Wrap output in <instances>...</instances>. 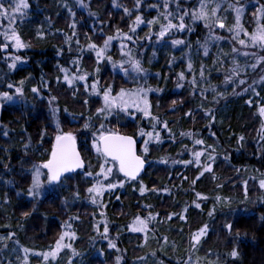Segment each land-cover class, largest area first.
I'll return each mask as SVG.
<instances>
[{"label": "trees", "instance_id": "1", "mask_svg": "<svg viewBox=\"0 0 264 264\" xmlns=\"http://www.w3.org/2000/svg\"><path fill=\"white\" fill-rule=\"evenodd\" d=\"M28 2L30 9L17 19L15 28L30 47L19 51L11 47L7 51L0 50V90H7V82L25 80L24 92L28 101L26 105L11 104L0 108V236L7 237L10 232L15 234L12 239L0 241V264H24L25 247L31 250L27 254L28 264H116L118 255L123 257L121 264H185L189 257L196 259L195 264L197 261L198 264H264V189H260L258 184V180L264 178V140L260 139L264 134L261 130L264 117L258 112L264 104V83L260 80L264 76V63L255 71L247 68L241 72L239 78L246 81L244 85H239L238 79L235 84L225 83V73L230 72L233 66V43L226 29L217 31L225 39L210 44L209 55L205 57L202 49L197 50L208 37L203 22H198L191 33L177 34L176 38L185 39L191 49L173 48L166 44L158 46L155 37L149 43L144 39L149 29L144 25L137 28L140 39L135 46L128 47L147 69V85L162 89L161 92L149 94L152 112L161 120L168 121L174 134L173 139L165 130L161 133L162 142H153L149 146L147 159L150 163L138 181L149 189L153 186L158 189L167 187L171 194L146 192L141 197L139 182H126L123 188L105 192L98 203L93 204L87 189L97 178L86 176L85 171L98 172V164L102 161L91 147V133L104 123L112 130L134 135L142 154L144 145L138 130L146 126L150 130V125L139 113L135 118L121 113L109 116L107 121L103 116L98 119L96 109L103 106L102 94L98 96L90 89L85 92L83 82H80L74 96L72 88L56 82V77L62 80L63 75L58 66L68 68L70 73L75 72L76 66L72 61L79 56L82 69L93 73L97 67L95 52L87 50L86 46L91 42L102 46L108 36L115 38L110 43L107 55L119 61L121 43L127 42L117 34V29L121 34L129 32L137 13L129 16L123 9H134L136 0H84V7L78 0ZM239 2L245 6L241 23L251 33L260 16L257 9L264 4V0ZM5 3L7 7V0ZM158 3L162 4V0H142L139 14L148 19L156 17L163 9L151 5ZM228 3L235 5L237 0H224L218 15L224 19L226 26H231L235 22V12L228 8ZM181 4L182 8H192L197 6V0H181ZM69 8L75 16L71 15ZM171 8L175 10V5H171ZM73 20L76 22L75 29L71 27ZM7 23L3 21L4 26ZM2 31L3 28H0ZM40 31L45 33L43 37L37 35ZM73 31L75 36L72 35ZM0 42L10 43L4 41L2 35ZM235 46L240 47L238 44ZM128 47L124 50L127 51ZM60 49H63V53L57 55ZM80 49H84L83 53ZM248 51L264 56V50L258 48ZM224 53L228 54L227 57ZM10 55H20L24 62L10 70L6 59ZM189 59L199 81L197 88L208 89L206 100L198 93L193 95V86L189 83L193 73L187 70ZM236 59L242 67L246 63H255L251 56L247 59L238 56ZM217 60H222V65L215 64ZM201 64L211 70L210 74L206 72L207 78L203 81L199 76ZM214 67L216 70H212ZM181 71L185 72L186 80L181 82L183 87H177V74ZM94 78L90 76L88 83L91 84ZM42 79L50 84V89L42 93L43 101L31 92L33 86L43 88ZM98 79V87L102 90L105 86H111L113 95L121 88L136 86L107 61L101 62ZM253 81L256 84L253 85ZM249 85L256 89L259 96ZM213 87L224 93L218 103L213 102ZM245 88L249 90L245 92ZM49 94L57 97L53 105L47 103ZM250 99L252 104L247 103ZM172 101H176V104L173 105ZM52 107L58 108L55 118L51 115ZM204 109H211L216 116L211 127ZM189 110L193 112L192 117L185 115ZM86 121L93 127L83 129ZM57 122L63 131L77 134L86 167L70 175L63 186H48L43 195L34 200L26 194L31 185L32 166L50 154ZM5 131L7 136L4 135ZM189 131L204 139L207 145H215L218 152L214 172L206 173L194 186L192 180L198 175L196 166L193 164L186 168L182 164L171 163L173 159H191L193 141L180 135ZM211 132H215L216 136L212 137ZM239 136H243L244 141L238 142ZM26 144L29 145L27 151ZM184 145L188 146L187 151ZM196 147L199 149L200 146ZM226 152L231 154L227 161L224 159ZM162 158H168L169 162L159 163ZM237 169L240 171L237 172ZM116 176L123 178L120 174ZM184 176L188 179L184 180ZM245 180L248 181L247 197ZM217 185L223 187L218 188ZM193 187L195 192L209 197L202 210L192 206L195 199ZM76 192H79L78 197L75 196ZM216 195L226 198L225 202L216 203ZM117 196L120 198L117 199ZM144 205H151L152 213L159 214L149 225L146 244L143 234L132 233L126 227L132 224L136 215H147ZM186 206L189 210L185 214V221L177 217L170 221L166 218V214L181 213ZM214 206L216 212L209 217L208 212ZM25 211L29 212V216L23 215ZM105 223L109 226V238L117 245L115 249L109 248V240L101 235ZM229 223L233 225L231 232L224 227ZM204 224H208L207 235L193 248L191 236ZM97 225H100L99 232ZM64 232L75 233L74 237H66L63 241L71 244V248H63L50 261L35 255L54 248ZM161 237H167V242ZM16 240L19 245L14 242ZM233 248H238L240 253L235 260L228 256ZM138 257L145 259L138 260Z\"/></svg>", "mask_w": 264, "mask_h": 264}, {"label": "snow or ice", "instance_id": "2", "mask_svg": "<svg viewBox=\"0 0 264 264\" xmlns=\"http://www.w3.org/2000/svg\"><path fill=\"white\" fill-rule=\"evenodd\" d=\"M224 0H197V6L192 8H182L181 0H162V4L158 3L151 5L153 8L162 7V11L156 17L151 19L146 18L145 16L139 14L142 10V0H136L135 8L130 10L124 8L123 11L129 16L135 14V18L132 21V26L129 28L128 33L120 32V29H117V34L122 35L123 40L127 42L121 43V59L119 61L113 60L110 55H107L108 49L111 41L115 38L113 36H108L104 39L103 45H98L95 42L87 44V50L95 52L97 67L93 70V73L82 69L79 64L81 57H76L72 63L76 66L75 72H69L68 68L63 66H58L59 71L63 74L62 80L61 77H56L57 83H63L69 88L73 89V95H76L77 85L80 82H83V87L85 92H88L89 89L91 92L96 95H101L103 98V106L96 109V115L99 119L101 116L105 120L113 114L119 115L121 113L126 114L129 117H136V114H141L144 118L148 120L150 125V130L146 127L140 128L138 130V135L143 139V153L138 154L137 149V139L134 135L121 134L120 132L105 127L104 123L99 125V128L96 131L91 133V147L95 149L97 157L102 161L98 164L99 171H85V175L88 177L95 176L96 182L92 183L88 187L87 192L93 204H97L98 201L104 196L105 192H114L118 188H123L126 182H139L138 191L141 194V197L144 196L146 192L154 193H168L171 194V190L167 187L163 188H153L149 189L142 181H138V178L141 172L144 170L145 165L150 163L147 159V154L149 152V146L153 143H161L163 131H167L170 137L174 139V134L172 133L169 123L166 120H161L159 116H156L152 112V104L149 99V94L152 92H161L162 89L155 88L147 85V77L149 75L147 69L142 65L141 60L134 56L132 49L128 45L135 46L139 37L137 36V28L141 25H144L149 29V32L146 33L144 39L149 43L152 42L153 37H155V43L159 46L161 44L170 45L173 48H189L191 45L186 42L185 39L176 38L179 33H191L195 25L198 22H203V26L208 31V37L204 40L202 44H199V49L203 50L205 57L209 55V45L212 43H218L225 38L222 35H218V30L226 29L230 34V39L233 43L231 48V53L233 54V66L230 72L225 73V83H238L239 85H244L246 81L240 79V74L243 71H246L247 68H251L253 71L257 67L261 66L264 63V56L258 55L256 52L248 51L250 48H258L264 50V4H261L257 11L260 13V16L256 20V28L254 31L249 33L247 29L244 28L241 23V16L244 12V5L237 0V3L234 5L228 3V8L235 12V22L231 26H226L224 19L218 15L221 10L222 3ZM8 6L6 7L5 0H0V28H3V31L0 32V35L3 36L4 41L0 42V50L7 51L9 47L16 49L17 51L30 47L29 44L25 43L22 39L20 33L16 30L15 24L19 17L26 15L27 10L30 9V4L28 0H7ZM78 3L81 7H84V0H78ZM175 5V10L171 8V5ZM67 7V5H65ZM69 12L72 16H75V13ZM94 15V13H93ZM7 21V26H4L3 21ZM190 21V22H189ZM75 20L71 27L75 29ZM102 32V29H101ZM39 37H43L45 33L40 31L37 33ZM73 36L76 35L73 31ZM242 35L244 38H242ZM69 41L71 37L68 38ZM77 46L79 47V40L76 41ZM238 44L240 47H236ZM128 47V50L124 49ZM69 51H71V45H69ZM84 49H80V52L83 53ZM63 49L58 50L57 55H61ZM227 57V53L223 54ZM243 56L246 59L248 57H253L255 63L245 64L243 67L239 64L236 57ZM8 59V68L14 70L17 68L18 63H23L24 58L20 55H10ZM111 62L112 68L114 70L119 69L120 72L124 74L125 77H129L136 86L130 89L121 88L118 92L113 95V89L111 86H105L102 90L98 87L99 79L98 74L100 72L101 62ZM222 60H217L215 64H221ZM187 70L189 73H193L192 79L189 83L193 86V95L197 93L204 99H207L205 93L208 91L206 88L198 89L197 86L199 81L196 79L194 74L193 65L191 59H189L187 64ZM212 70H216L215 67ZM209 69H207L203 64H201L199 69L200 80H205L206 72L210 74ZM159 75V74H157ZM90 76L95 78L92 80V83L89 84L88 80ZM178 83L177 87H183L182 81L186 80L185 72L181 71L177 74ZM261 82L264 83V76L260 78ZM139 81H144V83H139ZM25 80H20L17 83L7 82L5 87L7 90H0V108H3L5 105L11 104H21L26 105L28 103L27 98L24 92ZM43 88L38 86H33L31 92L35 97H38L41 101L45 98L42 93L45 90L50 89V84L41 80ZM256 84V81H253V85ZM249 88L255 93L256 96H259V93L256 92V89L249 85ZM249 88H245L244 91H248ZM235 93V89H233ZM212 92L215 93L213 96V102L218 103L219 99L224 97L223 92H219L215 87L212 88ZM57 100L56 96L49 94L47 98V103L53 105ZM85 104L88 103L87 100L84 101ZM247 103L252 104L253 101L250 99ZM172 104L175 105L176 101H172ZM203 108V105H201ZM134 110V111H133ZM173 110H175L173 108ZM65 111H67L65 109ZM58 112V108H51V115L55 118ZM259 115L264 117V104H262L258 109ZM82 115V114H81ZM188 117H192L193 112L189 110L186 114ZM204 115L210 119L209 127L215 123L216 116L211 109H204ZM93 127V125L86 121L83 124V129L87 130ZM261 130L264 131V123L261 124ZM212 137L216 136L215 132L210 133ZM4 135L7 136L8 133L5 131ZM181 136H186L193 141V148L190 151L191 159H181L179 161L172 160V164H182L186 168L190 165H195L198 175L192 180V185L194 186L196 182L203 177L206 173L212 174L214 172V164L217 159V148L215 145H207L205 140L198 138L197 135L191 131L182 132ZM43 139V136H42ZM243 136L238 137V142L244 141ZM261 140H264V134L260 136ZM196 146H200L197 149ZM29 145H25V150L27 151ZM185 151L188 150V146L184 145ZM230 153L226 152L224 159L227 161L230 159ZM169 162L168 158H162L159 163L167 164ZM85 169V160L81 156L80 150L77 148V134L72 131H63L60 128L59 122L56 124V134L54 138V143L52 144L50 154L46 159L42 160L39 164H34L32 166V175H31V185L27 189V196L32 199L40 198L44 190L51 186L56 188L58 186H63L64 182L70 178L69 174L76 173L77 170ZM237 172L240 169L236 170ZM116 174H122L123 178H117ZM216 177L213 175V179ZM184 180L188 178L183 177ZM247 184L248 181H244L245 185V196L247 197ZM259 188L264 189V178L258 180ZM217 187H223V185H217ZM195 199L192 201V206L195 209L202 210L203 204L209 199L208 196L195 192ZM20 195V193H18ZM75 196H79V192L75 193ZM117 199L120 197L117 196ZM226 198H222L219 195L215 196V202L223 204ZM144 210L147 212L146 216L136 215L132 224L126 225L128 230L132 233L143 234L144 242L147 243L148 233L150 232L149 225L157 219V214H153L151 211V205H144ZM188 207L186 206L181 213H169L166 214V218L170 221L173 217L185 221L187 219L186 213L188 212ZM216 212L215 206L209 210L208 216L211 217ZM25 217L29 216V212L25 211L23 213ZM70 227V225H69ZM229 232L232 231L233 225L231 223L224 226ZM97 232L100 231V225L96 226ZM208 224H204L191 236V245L195 248L201 241L202 237L207 235ZM14 233H9L7 237L0 236V241L12 239ZM103 239L109 240L108 247L115 249L117 245L109 238V226L107 223L103 225L102 232ZM74 237V232H64L61 234L59 239L55 243V247L51 248L47 252L35 253L38 257H42L44 261H50V259H55L58 253L63 248H71V244H65L63 241L66 237ZM163 241L167 242V237H161ZM19 245V241H14ZM31 250L28 248H23L24 255V264H28V253ZM155 255V252L152 253ZM240 253L238 248H233L231 252L228 253V256L235 260L239 257ZM123 257H116V264H121ZM138 260L145 259L144 257H138ZM185 264H192V258L189 257L188 261ZM198 264V261H197Z\"/></svg>", "mask_w": 264, "mask_h": 264}, {"label": "water", "instance_id": "3", "mask_svg": "<svg viewBox=\"0 0 264 264\" xmlns=\"http://www.w3.org/2000/svg\"><path fill=\"white\" fill-rule=\"evenodd\" d=\"M127 135V134H126ZM138 143H137V149H138ZM77 148L79 149V147H78V144H77ZM80 150V149H79ZM81 152V151H80ZM138 154H139V149H138ZM81 156H82V153H81ZM82 158H83V156H82ZM84 159V158H83ZM85 167H86V162H85ZM147 168H148V164H146L145 165V168H144V170L141 172V174H140V176H139V178L138 179H140L144 174H145V172H146V170H147ZM81 170H83V169H81ZM81 170H77L76 171V173L78 172V171H81ZM72 174H75V173H72ZM72 174H69V175H72ZM121 176H122V174H120ZM123 177V176H122Z\"/></svg>", "mask_w": 264, "mask_h": 264}, {"label": "rangeland", "instance_id": "4", "mask_svg": "<svg viewBox=\"0 0 264 264\" xmlns=\"http://www.w3.org/2000/svg\"><path fill=\"white\" fill-rule=\"evenodd\" d=\"M244 13H245V6H244V12H243V14H242V16H241V20H243V17H244ZM243 36V35H242ZM108 119V118H107ZM107 121V120H106ZM109 122H112V121H108V123ZM105 127L106 128H108V129H111V127L110 126H108V125H105ZM37 164H39V163H37ZM196 263V259L195 258H192V264H195Z\"/></svg>", "mask_w": 264, "mask_h": 264}, {"label": "bare ground", "instance_id": "5", "mask_svg": "<svg viewBox=\"0 0 264 264\" xmlns=\"http://www.w3.org/2000/svg\"><path fill=\"white\" fill-rule=\"evenodd\" d=\"M77 144H78V139H77ZM78 147H79V145H78ZM80 149V148H79Z\"/></svg>", "mask_w": 264, "mask_h": 264}]
</instances>
